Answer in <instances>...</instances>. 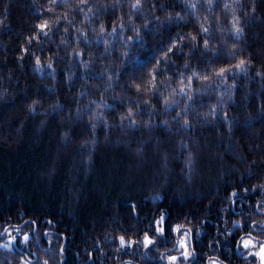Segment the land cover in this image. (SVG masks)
Returning <instances> with one entry per match:
<instances>
[{
  "label": "trees",
  "instance_id": "trees-1",
  "mask_svg": "<svg viewBox=\"0 0 264 264\" xmlns=\"http://www.w3.org/2000/svg\"><path fill=\"white\" fill-rule=\"evenodd\" d=\"M184 234L187 264L264 244V0H0V264H183Z\"/></svg>",
  "mask_w": 264,
  "mask_h": 264
},
{
  "label": "rangeland",
  "instance_id": "rangeland-1",
  "mask_svg": "<svg viewBox=\"0 0 264 264\" xmlns=\"http://www.w3.org/2000/svg\"><path fill=\"white\" fill-rule=\"evenodd\" d=\"M187 239H188V235L184 234L180 237L179 243H178V247L180 248V251H181L180 257L183 259V264H187L188 263L187 260L189 259V256L187 255L186 247H185V243L187 242ZM245 242H250L248 247H245ZM262 246H264V244L255 243L250 239H243L241 241V247L243 249H250L251 250L250 255H253L254 257H256L257 259L256 264H261V258H260V255H258V253H260ZM173 258H175L174 261H173ZM176 259L177 257L175 256H168L167 259H165L164 261H165V264H175L174 262L176 261ZM209 264H219V263L215 261H211Z\"/></svg>",
  "mask_w": 264,
  "mask_h": 264
},
{
  "label": "snow or ice",
  "instance_id": "snow-or-ice-1",
  "mask_svg": "<svg viewBox=\"0 0 264 264\" xmlns=\"http://www.w3.org/2000/svg\"><path fill=\"white\" fill-rule=\"evenodd\" d=\"M82 2H85V0H82ZM139 5V0H137V6ZM206 31V29H205ZM237 31H239V29H237ZM207 43V42H205ZM243 63V62H242ZM224 70H221L220 74H223ZM27 239V237H25V240ZM124 241L123 239H121V244L123 245ZM250 244V242H245V247H248ZM254 246V245H253ZM258 255H260L261 258V264H264V246L261 247L260 253H258ZM175 260V258H173V261Z\"/></svg>",
  "mask_w": 264,
  "mask_h": 264
}]
</instances>
